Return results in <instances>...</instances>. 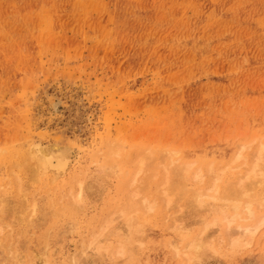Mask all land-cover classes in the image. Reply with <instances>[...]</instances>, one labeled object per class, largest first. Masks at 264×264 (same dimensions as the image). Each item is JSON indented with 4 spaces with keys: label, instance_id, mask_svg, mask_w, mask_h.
<instances>
[{
    "label": "rangeland",
    "instance_id": "374dc122",
    "mask_svg": "<svg viewBox=\"0 0 264 264\" xmlns=\"http://www.w3.org/2000/svg\"><path fill=\"white\" fill-rule=\"evenodd\" d=\"M259 135L264 141V0H0V205L10 210L0 214V264H186L175 247L182 249L211 219L218 220L210 228L217 231L190 264H264V227L251 244L232 249L223 229L224 215L234 210L206 207L203 217V210L186 211L188 195L177 198L176 210L168 209L154 184V191L143 193L156 198L150 212L140 204L143 196L133 197L146 174L134 177V184L130 179L138 151L156 147L162 154L155 163L164 161L166 147L176 149L180 163H214L224 187L238 171L245 174L239 147L252 144L244 153L253 152ZM104 138H116L124 145L121 154L131 158H119L115 174L96 179L89 152L101 147L108 154ZM36 141L75 151L70 169L55 182L52 175L36 180L16 156ZM74 174L87 183L80 203L74 194L81 180L76 184ZM203 183L197 186L210 184ZM255 191L264 197L262 185ZM126 199L137 207L132 212L140 233L122 255L115 249L126 237L120 215ZM68 201L78 210L70 213ZM246 219L233 226L253 221ZM96 236L98 252L88 245Z\"/></svg>",
    "mask_w": 264,
    "mask_h": 264
},
{
    "label": "bare ground",
    "instance_id": "6f19581e",
    "mask_svg": "<svg viewBox=\"0 0 264 264\" xmlns=\"http://www.w3.org/2000/svg\"><path fill=\"white\" fill-rule=\"evenodd\" d=\"M109 132V131H108ZM117 132V131H116ZM115 132V133H116ZM117 134V133H116ZM115 136V135H114ZM260 137H257L255 138V141L257 140L258 142L256 143V145L253 147V152H248L247 154L244 153V151H246V149L252 147V144H248V143H245L243 145V143L241 145L242 148L239 147L240 152L238 153V156L237 158H243L244 159V164L246 165L247 168V171L245 172V174H241L239 171H238V177L236 176V178H238L237 180H235L234 182H229V183H226V186L224 187H221L220 185V179L218 178V175H220L219 172H217V170H215L216 166L214 165V163H209L207 168H203V166L199 165L197 167H195V163L194 162H188V163H180L178 162L177 158H176V155H177V152L173 149H170V150H165V148L161 149V151L164 153V156L162 155V159L163 160H160V162H155L154 163V159L156 158H160L158 157V153L162 154L160 151L157 153L154 149H151V148H148L147 150H144V151H138L137 154H135V158L133 157V162H130L133 163V172H134V176L132 177L133 174H131V182L132 184H134V181L136 182L137 180L136 179H140V178H136L137 175H139V173H145L146 174V178H144L142 180H138V181H141V184L143 182V185H136L134 186L135 188L134 191H133V197H138V196H143V197H139V200L140 199H143L144 201L140 202V204H143V208L144 210H148L151 212V210H154L155 206L157 205L156 204V198L154 199V196L153 198H149L150 196L149 193L147 194H143L147 189L149 190V188H153L150 193L152 191H154V184H156V193L157 191H160V193L158 194L159 196H157L158 198L161 197L163 200V203H165V205H167V208L170 209L172 207L170 206H174L176 202V200H178V202H180L179 199H177L178 197L179 198H182L183 196H186L188 195V209L184 208L186 204H184L187 200L186 199H183L182 202H184L182 206H184V210L186 209V211H188L189 209L190 210H194L193 212L195 211H200L202 212L203 210V217H205L206 215L204 214V210L208 209H213L214 211L216 212H219V211H223L224 209H231V210H234V212L231 214V216H229L230 214L228 213V215H224V218L226 219V226L224 227L223 229V232H224V237H223V240L226 239V241L228 242L227 244H229L228 246H230V248L232 249H237V248H241V247H245L249 244L252 243L253 241V238L255 236V234H257L259 232L260 229H262V227H264V211L262 213H258L256 212L255 208L257 207H264V197L262 196L261 193L258 192L257 194V191H255V187L258 186V185H262L264 187V141L261 140V135H259ZM256 137V136H255ZM108 138V136H107ZM112 138V137H111ZM260 139V140H259ZM104 140H106L104 138ZM116 138H115V142L114 143H110V141H107V143L105 142L106 145H108V142H109V145L106 146V149L108 147V149L106 151H108V154L101 151V147L95 149V147L93 148L92 151L89 152V156H90V162L95 165L92 169V171L94 172L93 174V177H95L96 179H100L98 178V174H103V175H109L111 173V171L114 173L116 172L117 169H119L121 167V164L119 162H124L123 160L124 159H127L129 158L130 156H128L129 154L127 153H124V154H121L123 152H121V148H123L122 146H124L123 144H121L120 142L117 143L116 142ZM121 140V139H120ZM123 140V139H122ZM119 141V139H118ZM254 142V140H252ZM127 142V140H126ZM130 143V142H129ZM133 142L131 141V144ZM150 143V142H149ZM138 145V144H137ZM169 145V144H168ZM100 146V145H99ZM135 146V144H134ZM134 146H131L129 145L130 148H134ZM155 146V145H154ZM128 147V148H129ZM144 147V146H143ZM158 147V146H157ZM159 149V148H158ZM238 149V150H239ZM134 150V149H133ZM140 150V149H139ZM160 150V149H159ZM165 150V151H164ZM73 147L70 146V145H64V144H61L59 142H48L47 145H43L42 143H39V142H32L30 145H29V148L27 151H25L24 153H22V155H16L18 156L19 160H21L22 162L20 164H23L22 166H26L30 171L31 173V176L33 178H35L36 176V180L37 178H42V177H45V175H52L53 178L50 179V183L51 182H55V178H58V177H61L64 172L67 170L70 169L71 167V164H72V155L73 153ZM130 151V149L128 150ZM136 152V151H135ZM179 152V150H178ZM237 153V152H236ZM235 153V154H236ZM250 153V154H249ZM127 154V155H126ZM234 154V155H235ZM109 155V156H108ZM126 155V156H124ZM15 156V157H16ZM128 156V157H127ZM134 156V155H133ZM124 157H127V158H124ZM165 157V158H163ZM234 157V156H233ZM119 158H122V160L120 159V161L118 160ZM124 158V159H123ZM131 158V157H130ZM179 158V157H178ZM167 159V160H166ZM130 160V161H131ZM187 160V159H186ZM119 161V162H118ZM126 161V160H125ZM128 161V160H127ZM126 161V163H127ZM163 161V162H162ZM194 161V160H193ZM243 161V160H242ZM210 162V161H209ZM232 162V161H231ZM89 163V162H88ZM15 165H18V163H16ZM132 165V164H131ZM14 166V165H13ZM19 166V165H18ZM89 166V165H88ZM124 166V165H123ZM132 166V167H133ZM234 166V165H233ZM236 166V165H235ZM250 166V167H249ZM90 168V167H88ZM92 168V167H91ZM90 168V169H91ZM218 168V166H217ZM236 168V167H235ZM12 169V168H11ZM220 169V168H218ZM232 169V168H231ZM25 170V169H24ZM221 172V170H219ZM12 172V170H11ZM28 172V170H27ZM90 172V171H89ZM218 175H216L217 173ZM224 172V171H223ZM68 173V172H66ZM81 172H78L77 171V174H80ZM112 173V174H113ZM127 173V172H126ZM214 173H216L214 175ZM243 175V176H241ZM115 174V173H114ZM113 174V175H114ZM208 174H210L211 176H209V179L207 178ZM222 174V173H221ZM69 175V174H68ZM85 175V174H84ZM213 175V176H212ZM15 176V175H14ZM214 176H217L216 178ZM221 176V175H220ZM223 176V175H222ZM241 176V177H240ZM9 177V176H8ZM18 177V176H17ZM64 177V176H63ZM69 177V176H68ZM72 177V176H71ZM104 177V176H103ZM106 177V176H105ZM136 179H135V178ZM214 177V178H212ZM16 178V176H15ZM75 178V174L73 175V179L74 180ZM77 178V176H76ZM75 178V179H76ZM132 178H134V180L132 181ZM221 178V177H220ZM79 179V177H78ZM77 179V181H78ZM93 179V178H92ZM154 179H156V181H154ZM213 179V180H212ZM2 180V179H1ZM17 180V179H16ZM30 180V179H29ZM34 180V179H33ZM81 180V179H79ZM94 180V179H93ZM191 180V183H189V181ZM75 183L77 182L76 180H74ZM5 182V181H4ZM15 182V181H14ZM93 182V181H92ZM130 181L128 182L129 184L131 183ZM146 182L148 185V187L146 185H144ZM202 182H205L206 184L207 183H210L208 185H205L206 187H203V186H197L198 183H202ZM28 183V182H27ZM71 183V182H70ZM69 183V184H70ZM74 182L72 181V184ZM86 183L85 181H79L78 183V196H80V198L75 195L74 193V196H76V200L79 202L81 200L82 202V199H81V195H83V191H84V184ZM91 183V182H89ZM88 183V184H89ZM94 183V182H93ZM95 183H98L100 184L99 182H95ZM128 183H124V184H128ZM138 183V182H137ZM136 183V184H137ZM203 183V184H205ZM16 184V183H15ZM18 184V183H17ZM21 183H19L20 185ZM71 184V185H72ZM77 184V183H76ZM92 184V183H91ZM98 184H95V186H97ZM130 185V186H133V185ZM190 184V186L188 185ZM18 185V187H19ZM80 185V186H79ZM124 186V185H123ZM128 186V187H130ZM17 187V188H18ZM71 187V186H70ZM127 187V186H126ZM125 187V188H126ZM158 187H160L158 189ZM261 187V186H259ZM2 188V187H1ZM88 189L89 186L87 187ZM223 188V189H222ZM3 189V188H2ZM20 189V187H19ZM60 189V188H59ZM77 189V188H76ZM96 191H97V187L95 188ZM261 189V188H259ZM67 190V189H66ZM69 190V189H68ZM67 190V191H68ZM75 190V189H74ZM93 190V189H92ZM147 190V192H148ZM257 190V189H256ZM60 191V190H59ZM73 191V190H72ZM87 191V190H86ZM94 191V190H93ZM128 191V190H127ZM130 191V190H129ZM75 192V191H73ZM77 192V191H76ZM75 192V193H76ZM98 193V192H97ZM121 193V192H120ZM129 192H127L128 194ZM26 194V193H25ZM261 194V195H260ZM0 195H3V194H0ZM70 195V194H69ZM89 195V194H87ZM157 195V194H156ZM5 196V195H4ZM68 196V195H67ZM60 197V196H59ZM128 197V196H127ZM16 199V198H15ZM72 199V198H71ZM130 199V198H129ZM128 199V200H129ZM60 200V199H59ZM165 200V202H164ZM185 200V201H184ZM1 201V200H0ZM16 201V200H15ZM20 201V200H19ZM17 202V205H19L20 202ZM24 203H25V199L23 200ZM35 201V200H34ZM122 201V200H121ZM133 201V200H132ZM132 201L130 202H127V199H126V204L123 202V206L124 207V211L120 213V215L122 214V220H121V224L123 226H125V230H126V233H125V230L124 232L122 231V233H124V235L126 234V237L123 239H121V241H118L119 244L117 243V246L118 247L117 249H115L118 254H125L126 252H128L129 254V247H130V244L135 242L137 239V236L138 234L140 233V231L137 230V224H139L140 221H138V217L136 216H133L134 213L138 212L137 210V207H132L131 203ZM136 202L133 203V204H137V200H135ZM2 203L0 204H3V201H1ZM6 202V201H4ZM9 202V201H7ZM69 202V201H68ZM181 202V203H182ZM34 203V202H32ZM31 205H34L36 206V204H32ZM71 204V202H69ZM67 203V204H69ZM80 203V202H79ZM121 203V202H120ZM21 204V203H20ZM82 204V203H81ZM117 204V203H116ZM115 204V205H116ZM125 204V205H124ZM174 204V205H173ZM254 204H257V207H254L256 205ZM60 205V204H59ZM73 205V204H71ZM76 203L75 205L73 206H68L69 208V212L73 213L75 212V210L77 209L78 210V207H76ZM79 205V204H78ZM121 205V204H120ZM164 205V204H163ZM164 205V206H165ZM177 205V204H176ZM180 205V206H181ZM1 206V205H0ZM3 206V207H2ZM1 207V212L0 214H5V213H9V204L7 203H4V205H2ZM25 204H24V207H21V208H25ZM34 206L33 209H34ZM83 206V204H82ZM122 206V207H123ZM131 206V207H130ZM12 207V206H11ZM14 208L16 206H13ZM12 207V208H13ZM31 207V206H30ZM67 207V206H66ZM81 206H79L80 208ZM114 207V206H113ZM116 207V206H115ZM142 206H140L139 208L143 210V208H141ZM176 206H174V209L173 210H176L175 209ZM178 207V206H177ZM187 207V206H186ZM207 207V208H206ZM211 207V208H210ZM11 208V210H12ZM18 207H16L15 209H17ZM20 208V209H21ZM120 208V207H119ZM135 208V210H134ZM206 208V209H205ZM245 209L244 211H246V213L248 214V218H251L253 219V221L250 223H246V224H243V223H239L237 224L236 226H233L234 222L235 221H238L237 219L240 218V219H245L247 220L246 218L247 217H243L241 215V213L239 212V209ZM20 209L18 208L19 210V213L22 212L20 211ZM63 209V208H62ZM109 209V208H108ZM121 209V208H120ZM132 209L134 210V213L132 212ZM178 209V208H177ZM241 209V210H242ZM14 210V209H13ZM12 210V211H13ZM32 210V209H30ZM61 210V209H60ZM65 210V208H64ZM67 210V209H66ZM119 210V209H118ZM116 210V213L117 211ZM143 210V211H144ZM179 210L181 211V209L179 208ZM179 210H177V212H179ZM242 210V211H243ZM16 211V210H15ZM24 211V210H23ZM50 211V210H49ZM58 211V210H57ZM185 211V212H186ZM208 211V210H207ZM205 211V213L207 212ZM212 211V210H211ZM213 211V212H214ZM225 211V210H224ZM241 211V212H242ZM51 212V211H50ZM59 212V211H58ZM109 213L111 211H108ZM154 212V211H153ZM169 212V210H168ZM173 212H176V211H173ZM172 212V213H173ZM176 214L178 215L179 213ZM191 212V211H189ZM196 212V213H197ZM215 212V213H216ZM261 212V210H260ZM18 212H16L17 214ZM30 213V212H29ZM34 213V212H33ZM33 213H30L31 215ZM48 213V211H47ZM65 213V211H64ZM63 211L61 210V214H64ZM70 213H68L70 215ZM107 213V214H109ZM135 213V214H136ZM170 213V212H169ZM166 212V214H169ZM181 213V212H180ZM183 213V212H182ZM188 213V212H187ZM223 213V212H222ZM226 213V212H224ZM112 215L115 214V211L114 213L112 212L111 213ZM111 214H109V217H112ZM152 214V213H151ZM175 214V215H176ZM190 214V213H189ZM192 214V213H191ZM194 214V213H193ZM199 212L197 213V215H200ZM227 214V213H226ZM15 215V214H14ZM28 215V214H26ZM34 215V214H33ZM74 215V214H73ZM119 215V216H120ZM143 215V213H142ZM148 215V213H147ZM171 215V213H170ZM173 215V214H172ZM184 215V214H182ZM196 214L194 215V217L196 218L197 216ZM201 215V218H203ZM205 215V216H204ZM11 216V215H9ZM20 216V215H19ZM22 216V215H21ZM94 216H96L94 214ZM115 216V215H114ZM113 216V217H114ZM140 216V215H139ZM168 217V215H166ZM186 216V214H185ZM18 217V215H17ZM24 217V216H23ZM22 217V218H23ZM28 217V216H27ZM91 217V216H90ZM112 217V218H113ZM142 217V216H141ZM179 217V216H178ZM177 216L176 218L179 219ZM181 217V216H180ZM190 217V216H189ZM192 217V216H191ZM190 217V218H191ZM210 217V216H209ZM14 218V216H13ZM25 218V217H24ZM29 218V217H28ZM103 218V217H102ZM107 217H105V220L107 221L106 219ZM111 218V219H112ZM115 218V217H114ZM147 218V217H146ZM163 218V217H162ZM183 218V217H182ZM185 218V217H184ZM183 218V219H184ZM190 218H188L187 220H189ZM211 218H214V217H211ZM5 219V218H4ZM16 219V218H15ZM21 219V218H19ZM30 219V218H29ZM110 219V220H111ZM169 219V218H168ZM181 219V218H180ZM179 219V220H180ZM198 219V218H197ZM1 220V218H0ZM3 220V219H2ZM7 219H5L6 221ZM17 220V219H16ZM94 220V219H93ZM104 220V219H102ZM101 220V221H102ZM113 220H116V219H113ZM175 220V219H174ZM186 220V222H187ZM199 220H203V219H199ZM207 220V219H206ZM214 220L212 223L208 222V225L204 224L203 226L204 229L202 228V230H200L198 232V234H195L190 240H188V242L186 244H184L183 248L180 249L179 247H175L176 250H174V254L176 255L177 253L179 254H183L185 257L184 259H187L186 264H188L191 260L195 259L204 251V249L208 246L209 244V240L208 238L211 237L212 234L215 233V231L217 230H210V228H212V226H215V225H218V220L216 221L215 219H211V221ZM223 220V219H222ZM221 220V221H222ZM4 221V222H5ZM123 221V222H122ZM178 222V220H176ZM181 221V220H180ZM185 221V219H184ZM199 221V222H201ZM205 221V220H204ZM203 221V222H204ZM2 222V221H0ZM3 222V223H4ZM115 221H113L114 223ZM164 222V221H163ZM171 222V221H170ZM169 222V223H170ZM243 222V221H241ZM12 223V222H10ZM68 223V222H67ZM71 223V222H70ZM101 223V222H100ZM142 223V221H141ZM191 223V222H190ZM14 224V223H13ZM12 224V225H13ZM103 224V222L101 223V225ZM109 224V223H108ZM120 224V222H119ZM119 224L117 225V227L119 226ZM176 224V223H175ZM194 224V223H193ZM220 224V223H219ZM225 224V223H224ZM223 224V226H224ZM236 224V223H235ZM87 225V224H86ZM170 225V224H169ZM190 225V224H189ZM10 226V225H9ZM105 226V225H104ZM114 226V225H113ZM173 226V225H172ZM170 226V227H172ZM202 226V227H203ZM14 227V226H13ZM73 227V226H72ZM120 227V226H119ZM175 227V226H173ZM216 227V226H215ZM214 227V228H215ZM232 227L234 229H232ZM107 228V229H105ZM105 232L106 230H109V225L106 224L105 226ZM111 228H112V225H111ZM180 229L179 226H176L175 229ZM218 228V227H217ZM10 229V228H9ZM102 229V232L99 233V235H104L105 236V232L103 233V230ZM116 229V228H115ZM174 229V228H173ZM98 230L99 227H98ZM121 230V229H120ZM199 230V229H198ZM210 230V232H209ZM264 230V228H263ZM112 231V230H111ZM187 231V230H186ZM214 233H213V232ZM262 231V230H261ZM260 231V232H261ZM10 232H11V229H10ZM9 232V234H10ZM121 233V234H122ZM180 233V232H179ZM222 233V232H221ZM128 234V235H127ZM93 236V234L91 233L89 236ZM95 235H98L95 234ZM102 235V236H103ZM10 236V235H9ZM101 236V237H102ZM120 236V235H119ZM101 237H99L101 239ZM191 237V236H190ZM214 237V236H213ZM90 239V238H89ZM181 240V239H180ZM88 242V241H87ZM91 242V243H90ZM121 242V243H120ZM102 243V242H101ZM101 243H100V240L97 239V236L92 240V241H89L88 245L91 244V248L92 250L98 252L100 250V247H101ZM224 244V243H223ZM87 245V244H86ZM225 245V244H224ZM222 246V245H221ZM173 248V247H172ZM174 249V248H173ZM129 250V251H128ZM177 251V253H176ZM115 252V251H113ZM127 254V253H126ZM132 255V254H131ZM130 255V256H131ZM174 255V256H175ZM129 256V255H128ZM183 260V259H182ZM189 261V262H188ZM77 262V261H76ZM184 262V263H185ZM188 262V263H187ZM78 263V262H77ZM180 264V263H179ZM190 264V263H189Z\"/></svg>",
    "mask_w": 264,
    "mask_h": 264
}]
</instances>
